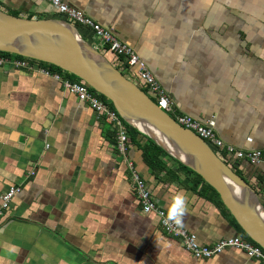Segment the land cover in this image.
<instances>
[{
    "label": "crops",
    "instance_id": "0c3cea01",
    "mask_svg": "<svg viewBox=\"0 0 264 264\" xmlns=\"http://www.w3.org/2000/svg\"><path fill=\"white\" fill-rule=\"evenodd\" d=\"M64 1L133 47L177 112L214 119L224 142L264 151V0ZM0 8L59 16L47 0H0ZM115 138L53 76L0 67V205L10 187L22 189L0 217V264H262L235 247L197 258L169 236L143 211ZM128 158L166 212L184 192V228L199 244L244 238L171 155L152 170L129 142ZM239 170L264 203V163L242 161Z\"/></svg>",
    "mask_w": 264,
    "mask_h": 264
},
{
    "label": "water",
    "instance_id": "95a60500",
    "mask_svg": "<svg viewBox=\"0 0 264 264\" xmlns=\"http://www.w3.org/2000/svg\"><path fill=\"white\" fill-rule=\"evenodd\" d=\"M0 51L56 65L105 96L130 126L203 177L246 234L264 249V203L251 182L237 174L196 132L179 124L137 83L68 21L27 18L0 8ZM241 195H235V188Z\"/></svg>",
    "mask_w": 264,
    "mask_h": 264
},
{
    "label": "built area",
    "instance_id": "2783aa9c",
    "mask_svg": "<svg viewBox=\"0 0 264 264\" xmlns=\"http://www.w3.org/2000/svg\"><path fill=\"white\" fill-rule=\"evenodd\" d=\"M47 1L51 3L64 20L73 26L86 28L89 35L95 41L98 40L104 52L114 55L113 62L119 64L127 71V78L134 82L136 79L139 80L147 89L149 96L154 99L160 108L173 116L179 124L196 132L233 170L234 168L239 169L242 161H248L252 164L264 163V151L259 149L244 150L224 142L215 130L216 122L214 119L208 122H201L188 114L177 112L171 96L151 73L146 62L133 47L119 40L111 29L99 24L86 15L83 10L69 5L64 0ZM95 48L99 51L98 47ZM10 54L9 56H0V67L33 70L53 76L63 84L66 91L75 94L80 102L90 105L98 119L104 120L113 127L116 133V149L121 156L127 157L130 175L143 211L157 214L161 226L169 236L180 240L186 249L197 258L213 257L227 248L235 247L245 251L249 257L256 258L264 264V249L260 245H256L240 236L221 239L211 245H201L198 243L196 235L190 233L184 227L182 229L177 228L171 221L166 222L167 212L157 204L144 176L136 168L134 162L128 158V124L120 117L116 109L112 108L108 101L103 100L99 93L85 81H73L61 74L51 73L39 65L38 62L32 61L31 58H19L17 54ZM103 54L105 55V53ZM21 190L20 186H12L3 193L1 196L0 217L4 215V210L8 208L11 199Z\"/></svg>",
    "mask_w": 264,
    "mask_h": 264
},
{
    "label": "trees",
    "instance_id": "16d2710c",
    "mask_svg": "<svg viewBox=\"0 0 264 264\" xmlns=\"http://www.w3.org/2000/svg\"><path fill=\"white\" fill-rule=\"evenodd\" d=\"M10 13L13 14V15L19 16V14L17 12L13 11V12H10ZM57 17L58 18H62V16H57ZM78 30H79V28H78ZM79 32L82 33L80 30H79ZM84 35L85 36H83V35L82 36L85 38V40L88 39V37L90 36L89 33L88 34H84ZM9 55H11V54L8 53V52L0 51V56H9ZM18 57L19 58H24V57H21V56H18ZM31 60L34 61V62H38L39 65H41L45 69L49 70L51 73L61 74L65 78H69V79H71L73 81L81 80L79 77L75 76L74 74H71L69 72L64 71L63 69H61L60 67H58L56 65H53V64H50V63H46V62L37 61V60H34V59H31ZM112 64L116 68H118L126 77H128V75H127L128 73H127V71L124 68H122L117 63L113 62ZM141 88L148 93V91H147V89L145 87H141ZM99 96L103 100L108 101L110 106L112 108H114L113 104L105 96H103L101 94H99ZM127 134H128L129 142L130 143H134L135 145L139 146L142 149L144 161L152 170H160V171H162V170L165 169V164H164V161L162 159V156H170V155L162 147H160L150 137H148L147 135H145L142 132H140L137 128L130 126L129 124H128V132H127ZM139 136H143L145 138L146 144L144 146L140 144L141 142H140ZM115 137H116V133H115ZM115 140H116V138H115ZM179 164L181 165V167L185 171H187L188 173L193 175V177H194L193 178V184H194L193 187L197 188V187L201 186L200 187V193H202L201 195L205 196V197H207V198H209L211 200L217 201L218 204H220L225 209L226 213L229 215L230 219L232 220V223L235 225L236 229L241 233V235H243L244 239H246V240L258 245L257 243H255L246 234V232L239 225V223L237 222L235 217L232 215V213L229 211V209L224 205V203L221 200L220 195L217 192V190L215 188H213L210 184L205 182L203 177L201 175H199L198 173H196L195 171H193L191 168L183 165L181 162H179ZM234 171L237 174H239L242 177H244V175L242 174V172L238 168H234ZM255 188L258 191V193L260 194L261 189L259 187H256V186H255Z\"/></svg>",
    "mask_w": 264,
    "mask_h": 264
},
{
    "label": "clouds",
    "instance_id": "9594fccd",
    "mask_svg": "<svg viewBox=\"0 0 264 264\" xmlns=\"http://www.w3.org/2000/svg\"><path fill=\"white\" fill-rule=\"evenodd\" d=\"M235 195H241V189L239 187L235 188ZM187 211V196L183 191L177 190L173 193L171 201L167 208V220L171 221L177 228L184 227V216Z\"/></svg>",
    "mask_w": 264,
    "mask_h": 264
},
{
    "label": "rangeland",
    "instance_id": "374dc122",
    "mask_svg": "<svg viewBox=\"0 0 264 264\" xmlns=\"http://www.w3.org/2000/svg\"><path fill=\"white\" fill-rule=\"evenodd\" d=\"M76 29H77V27L79 28V30L82 32L81 34L83 35V36H85L84 34H88V31H87V29L86 28H84V27H82V26H74ZM78 30V29H77ZM85 39V38H84ZM86 41H88L90 44H92L94 47H98V49H99V51L101 52V53H105V55H106V57L110 60V61H112L113 62V55L111 54V53H107V52H104L103 51V48L99 45V42H98V40L97 41H94V40H92V39H86ZM135 83H137L139 86H141V87H144L143 86V84H141V82L139 81V80H135Z\"/></svg>",
    "mask_w": 264,
    "mask_h": 264
}]
</instances>
